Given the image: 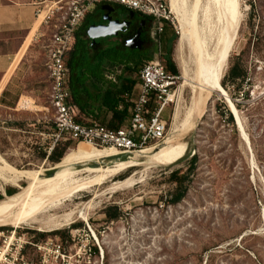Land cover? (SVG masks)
<instances>
[{
	"label": "rangeland",
	"instance_id": "rangeland-1",
	"mask_svg": "<svg viewBox=\"0 0 264 264\" xmlns=\"http://www.w3.org/2000/svg\"><path fill=\"white\" fill-rule=\"evenodd\" d=\"M31 1L0 0V9L3 10L0 18H21L22 22L17 26L13 23L0 25V54H9L10 63L34 26L30 28L26 22L37 21L29 13ZM165 1L170 6V1ZM187 1L191 3V0ZM235 4L236 16L220 81L222 83L227 72L230 54L244 52L250 80L239 90L233 87L225 90L233 102L239 103V113L249 139L251 134L250 147L242 139L241 132L238 129L235 131L222 113L226 109L231 112L224 96L214 91L194 123L175 137V141L185 142L187 148L193 146L199 157L194 180L181 202L170 204L165 201L175 186L169 181V173L175 169L186 170L188 158L182 156L170 165H123L124 156L121 159L113 156L86 166L74 165L75 169L84 167L80 174L84 176L97 169H114L116 173L109 181L92 186L65 201L61 207L39 216L38 220L44 227L28 222L17 228L0 225V228H9L0 230L10 234L16 229L17 236L24 235L32 241L33 235L28 233L30 230L55 232L68 230L74 222L81 224V227L69 228L70 238L65 249L70 259L66 264H264V40L260 44L257 42L258 38L264 37V0H235ZM113 6L119 13L124 9L118 4ZM251 11L252 26L249 24ZM92 13L94 21L101 20L100 6ZM171 16L172 21L168 23L178 33V22L173 13ZM40 33L44 35L38 37ZM51 33L52 29L48 26L37 29L5 85L4 95L3 91L0 93V154L18 169H44L41 173L43 177L54 174L59 163L54 165L42 158L44 149L53 142L50 133L53 130L50 128L53 109L46 66ZM128 35L100 38L102 44L99 46H123ZM151 35L153 39L158 38L163 46V33L156 36L153 28ZM177 52L174 45L173 58L180 75L173 87V101L163 113L168 122V132L161 144L171 135L176 123V109L183 112L191 102L190 87L182 86L181 65L184 63L192 70V55L188 49L181 54ZM155 55L164 62L160 52ZM245 91L248 97L243 96ZM23 99L30 100L31 105L23 106L20 103ZM17 122L24 125H15ZM77 145H71L64 156ZM131 157L146 160L136 153ZM131 176H135L136 183L130 186L117 183ZM28 184V180H20L18 186L0 179V193L4 199L8 196L5 187L20 191ZM109 206L112 212L114 208L120 212L117 220H107L104 210ZM72 207H76V212L66 221L65 215ZM85 213L89 224L79 217ZM55 216L62 217L63 225L50 229L47 227L51 224L50 218ZM47 240L60 242L59 236L54 233ZM93 246L98 247L97 254L89 249ZM30 252L35 258L34 249Z\"/></svg>",
	"mask_w": 264,
	"mask_h": 264
},
{
	"label": "bare ground",
	"instance_id": "bare-ground-1",
	"mask_svg": "<svg viewBox=\"0 0 264 264\" xmlns=\"http://www.w3.org/2000/svg\"><path fill=\"white\" fill-rule=\"evenodd\" d=\"M169 1V9L178 22L179 35L175 46H177L180 54L188 49L192 55V70H189L188 65L184 63L181 65L182 86L190 87L192 92L191 102L183 112L179 108L176 109L174 114V122L176 123L170 137H167L168 139L163 144L136 152L137 156L144 157L146 160L130 157L124 159L123 165H148L151 163L170 165L182 158L187 151V145L185 142L175 141V137L194 123L196 117L205 109L206 103L214 91L225 96L230 111L235 113L238 124L241 126V131L239 130L241 137L250 147V139L245 133L239 110L229 98L220 81V72L225 65L226 47L236 16L235 0H205L203 5V0H191L190 4L187 0ZM41 22L42 17L34 23L25 43L15 54L11 66L1 79L0 93L22 60L28 45L31 43V38ZM171 97L172 95H170V99L173 100ZM20 103L26 107V105H31L32 102L23 99ZM117 153L118 151L114 148H99L86 141H80L77 147L68 151L61 162L57 164L54 174L45 177L41 176L44 169H18L8 163L0 154L1 180L13 185H18L20 180L29 181L26 187H22L20 191L4 197L0 201V225H12L17 228L23 223L31 222L39 224V227L41 225V227H44L45 225L38 220L39 216L49 210L61 207L65 201L70 200L76 194L87 191L92 186L101 185L107 180L109 181L116 173L114 169H97L89 171V175L84 176L80 175L84 167L75 169L74 165L86 166L93 161L109 159L116 156ZM134 180L135 176H131L117 183L129 185L133 184ZM75 208H70L69 212L66 211V215L64 214L66 221L75 214ZM79 217L88 223L86 213L85 215L81 214ZM51 218V222H49L51 224L47 226L50 229L62 224L60 219L62 217L55 216L53 219ZM94 236L97 238L95 233Z\"/></svg>",
	"mask_w": 264,
	"mask_h": 264
},
{
	"label": "built area",
	"instance_id": "built-area-1",
	"mask_svg": "<svg viewBox=\"0 0 264 264\" xmlns=\"http://www.w3.org/2000/svg\"><path fill=\"white\" fill-rule=\"evenodd\" d=\"M32 0L36 19L42 17V26L51 27L46 63L50 79V104L53 109L54 132L51 149L57 140L79 143L86 141L99 148H114L116 157L129 159L134 153L154 147L164 140L168 122L163 113L173 95L177 76L170 75L160 57L146 60L138 74V81L130 95L131 116L119 129H108L101 124L84 125L75 120L76 108L69 103L67 86L69 68L66 55L72 48L76 31L83 19L102 4H118L154 19V33L164 32L166 21H172L171 11L165 0ZM44 34H39L42 37ZM154 38V37H153ZM160 46L158 38L154 39ZM154 94L157 105L150 107ZM89 226V225H88ZM90 227V226H89ZM95 237V236H94ZM30 245L36 253L29 259L25 253ZM70 259L59 241L34 242L26 236H17L16 229L6 234L0 230V264H66Z\"/></svg>",
	"mask_w": 264,
	"mask_h": 264
},
{
	"label": "trees",
	"instance_id": "trees-1",
	"mask_svg": "<svg viewBox=\"0 0 264 264\" xmlns=\"http://www.w3.org/2000/svg\"><path fill=\"white\" fill-rule=\"evenodd\" d=\"M249 5L253 10L252 2ZM123 8L132 11L131 9ZM252 12L249 17V24L251 26L253 18ZM92 14H88L79 25L74 44L66 55V65L70 71L67 81V86L70 90L69 103L76 108L75 120L77 122L84 125L97 123L108 129H119L128 122L131 116L130 95L138 81V74L143 63L155 57L157 49L156 42L150 36L140 48L125 47L120 44L99 46L102 44L99 41L92 44L86 34L87 28L95 23ZM141 15L145 16L143 14ZM164 26L165 30L161 36L164 42L163 46H159V52L163 56L165 70L170 75L178 77L180 71L173 58V50L178 40V33L170 26L168 21L164 23ZM263 40L264 37H261L258 38L257 42L260 44V41ZM228 64L227 72L222 78V85L226 90L229 87H233L234 90H239L240 86L250 80L249 68L247 60L244 58V52L230 54ZM5 91L6 88L3 90L2 95H4ZM242 94L248 97L246 91L242 92ZM234 103L239 110V103L236 101ZM156 105L157 103L153 94L150 98V107L153 109ZM222 113L226 115V119L231 123L233 129L237 131L232 113L227 109ZM50 120V128L53 129L55 123L53 118ZM33 123L35 124V122ZM15 125L22 127L24 124L17 122ZM53 132L54 130L50 132L51 136ZM76 143L70 140H57L51 149H49L50 146L44 149L42 158L55 165L62 160L68 148ZM192 150L194 151V147L189 146L184 155V158H188L186 170L175 169L169 173V181L175 184L165 199L170 204L181 202L186 196L191 182L194 180L199 157L196 151L192 154ZM5 191L8 195H13L18 192L17 188L13 187H5ZM1 199H3V196L0 193ZM110 209L111 207L109 206L104 210L107 220H117L121 216L120 212L117 208H114L115 210L113 212ZM78 227H81V224L74 222L69 228L74 229ZM69 228L68 230L59 229L55 232H36L30 230L28 233L33 235L32 241L36 243L46 241L54 233V235L59 236L60 242L65 247L70 238ZM31 249L33 248L28 245L25 253L29 259H35L36 257L34 258L33 253L30 252ZM89 249L95 254L98 253L97 246L90 247Z\"/></svg>",
	"mask_w": 264,
	"mask_h": 264
},
{
	"label": "flooded vegetation",
	"instance_id": "flooded-vegetation-1",
	"mask_svg": "<svg viewBox=\"0 0 264 264\" xmlns=\"http://www.w3.org/2000/svg\"><path fill=\"white\" fill-rule=\"evenodd\" d=\"M102 5L100 6V9L102 11V17L100 21H95L94 24H108L109 20L104 19V16H110L113 20H119L120 22L129 21L130 26L123 31H120L117 36L123 35L124 33H129V35L126 37V40L124 42L125 47H138L142 46L148 38L151 36V32L154 28V20L152 17L149 16H142L139 12L136 11H128L126 9H123L120 13L116 11V8L113 6V4H107L113 9L109 11L108 9H103ZM117 36H111L117 37ZM108 38V37H107ZM91 40V38H89ZM100 39H97L96 42H98ZM92 42V40H91ZM128 42L131 46L128 45ZM92 44H95L92 42ZM140 48V47H139Z\"/></svg>",
	"mask_w": 264,
	"mask_h": 264
},
{
	"label": "water",
	"instance_id": "water-1",
	"mask_svg": "<svg viewBox=\"0 0 264 264\" xmlns=\"http://www.w3.org/2000/svg\"><path fill=\"white\" fill-rule=\"evenodd\" d=\"M102 8L108 9L109 11L113 9L107 4H104ZM104 19L109 20L108 24H91L86 30L87 36L91 38L93 43H95L96 40L100 38H106L109 36H117L120 31L126 30L130 26L129 21L120 22L119 20L111 19L110 16H104ZM128 45L131 46L129 42H128ZM138 47L140 46L138 45ZM231 113L234 117L237 129L241 131V126H239L238 124L235 113L233 111H231Z\"/></svg>",
	"mask_w": 264,
	"mask_h": 264
},
{
	"label": "crops",
	"instance_id": "crops-1",
	"mask_svg": "<svg viewBox=\"0 0 264 264\" xmlns=\"http://www.w3.org/2000/svg\"><path fill=\"white\" fill-rule=\"evenodd\" d=\"M29 4H30L29 13L31 12L33 14V16L35 17V15H34V7L32 6L31 3H29ZM0 8H2L1 3H0ZM2 12H3V10L0 9V14H2ZM20 21H21V18H18V19L13 18V20L12 19L4 20L3 18H0V25L13 23L14 25L17 26V25H20L22 23ZM33 24H34V22H31V21L26 22V25L28 27H30V28H31V26ZM156 48H157L156 49V53H158L159 49H160L158 44H156ZM9 60H10V55L9 54H6V53L0 54V74H2L1 77L8 71L9 67L11 66V63L13 62V60H12V62L10 63Z\"/></svg>",
	"mask_w": 264,
	"mask_h": 264
}]
</instances>
